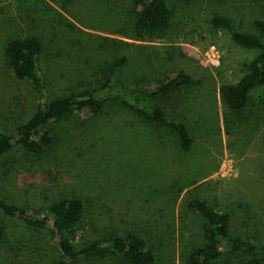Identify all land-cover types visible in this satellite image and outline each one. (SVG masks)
<instances>
[{"label":"rangeland","instance_id":"374dc122","mask_svg":"<svg viewBox=\"0 0 264 264\" xmlns=\"http://www.w3.org/2000/svg\"><path fill=\"white\" fill-rule=\"evenodd\" d=\"M172 10L161 37L132 36V0H0V127L25 122L35 93L14 78L3 49L14 38L35 36L50 98L100 82L103 68L124 56L119 73L130 87L151 89L179 70L200 84L160 99L185 123L192 147L176 134L118 104L98 114L73 113L50 121L54 140L39 155L6 145L0 154V198L26 211L66 197L85 206L72 244L109 233L134 232L154 264H188L202 240V218L184 208L189 196L209 200L230 215L233 235L264 244V86L249 93L239 113L222 103L219 86L234 83L257 55L232 42L210 18H229L237 30L264 23V0H163ZM120 31H123L120 33ZM227 122V123H226ZM239 252L216 264H235ZM55 244L16 218L0 215V264H60ZM65 264H128L123 253Z\"/></svg>","mask_w":264,"mask_h":264},{"label":"trees","instance_id":"16d2710c","mask_svg":"<svg viewBox=\"0 0 264 264\" xmlns=\"http://www.w3.org/2000/svg\"><path fill=\"white\" fill-rule=\"evenodd\" d=\"M184 3L190 0H180ZM131 30L134 38L161 37L168 29L172 10L163 0H132ZM210 24L228 33L238 46L257 50V55L244 64L245 72L234 83H222L218 90L225 108L235 114L243 111L249 102V93L264 86V23H256V31L246 33L237 30L225 16L214 15ZM123 31H120L122 33ZM4 55L14 78L26 83L35 93L36 105L30 117L23 123L5 131L0 127V154L6 145L17 146L31 155H39L54 140L47 127L50 121L73 113L98 114L106 105L118 104L134 112L148 122L174 132L179 147L188 152L192 138L185 123L168 114L160 99L180 89L200 84V80L184 70L160 80L151 89L127 86L119 73L126 61L124 56L115 59L102 70L100 82L91 87L70 90L67 94L50 98L45 77L40 67L42 44L35 36L10 39L6 42ZM227 123V122H226ZM264 140V135H263ZM185 209L198 214L202 220V240L188 254V264H216L243 252L248 255L235 264H264V244L254 235H233L230 215L220 212L207 199L189 196ZM85 213L83 201L77 197L61 198L41 210L26 211L0 198V215L16 218L26 226L49 237L61 256L60 264L123 253L128 264H154V254L147 242L134 232L109 233L106 237L76 247L72 238L81 225Z\"/></svg>","mask_w":264,"mask_h":264}]
</instances>
